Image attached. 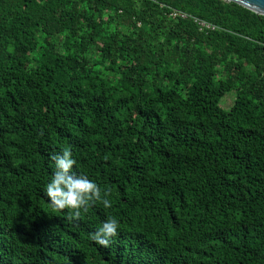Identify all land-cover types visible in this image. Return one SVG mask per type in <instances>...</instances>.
I'll use <instances>...</instances> for the list:
<instances>
[{
	"label": "trees",
	"instance_id": "trees-1",
	"mask_svg": "<svg viewBox=\"0 0 264 264\" xmlns=\"http://www.w3.org/2000/svg\"><path fill=\"white\" fill-rule=\"evenodd\" d=\"M63 147L110 208L70 222L49 205ZM109 217L104 248L89 234ZM0 264H264V16L223 0H0Z\"/></svg>",
	"mask_w": 264,
	"mask_h": 264
},
{
	"label": "clouds",
	"instance_id": "clouds-1",
	"mask_svg": "<svg viewBox=\"0 0 264 264\" xmlns=\"http://www.w3.org/2000/svg\"><path fill=\"white\" fill-rule=\"evenodd\" d=\"M49 159L53 162V168L43 194L54 210H68V221L79 220L82 212H87L97 202L102 203L105 209L112 206L106 198L107 193L102 196L100 186L87 175L78 172L75 167L77 161L69 147L61 148L58 153L50 155ZM119 229V221L109 217L89 234V239L107 248L119 235Z\"/></svg>",
	"mask_w": 264,
	"mask_h": 264
},
{
	"label": "water",
	"instance_id": "water-1",
	"mask_svg": "<svg viewBox=\"0 0 264 264\" xmlns=\"http://www.w3.org/2000/svg\"><path fill=\"white\" fill-rule=\"evenodd\" d=\"M244 7L257 15L264 16V0H223Z\"/></svg>",
	"mask_w": 264,
	"mask_h": 264
},
{
	"label": "built area",
	"instance_id": "built-area-1",
	"mask_svg": "<svg viewBox=\"0 0 264 264\" xmlns=\"http://www.w3.org/2000/svg\"><path fill=\"white\" fill-rule=\"evenodd\" d=\"M170 17H172V18L180 17L182 19L191 18L193 23H195V25L197 26V29H198L199 32H203L205 30H214L215 29V27L213 25L205 23L204 21H202L200 19L189 17L188 15H186L184 13H181V12L171 11Z\"/></svg>",
	"mask_w": 264,
	"mask_h": 264
},
{
	"label": "rangeland",
	"instance_id": "rangeland-1",
	"mask_svg": "<svg viewBox=\"0 0 264 264\" xmlns=\"http://www.w3.org/2000/svg\"><path fill=\"white\" fill-rule=\"evenodd\" d=\"M234 94L233 92H227L220 100V107L222 109H227L230 107L232 100H233Z\"/></svg>",
	"mask_w": 264,
	"mask_h": 264
}]
</instances>
